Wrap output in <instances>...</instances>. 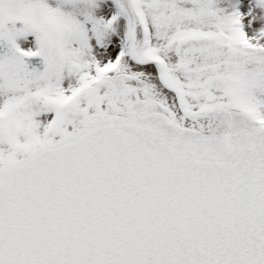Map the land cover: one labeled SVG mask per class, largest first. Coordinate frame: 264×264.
I'll return each instance as SVG.
<instances>
[{
	"label": "snow or ice",
	"instance_id": "1",
	"mask_svg": "<svg viewBox=\"0 0 264 264\" xmlns=\"http://www.w3.org/2000/svg\"><path fill=\"white\" fill-rule=\"evenodd\" d=\"M0 264H264V0H0Z\"/></svg>",
	"mask_w": 264,
	"mask_h": 264
}]
</instances>
